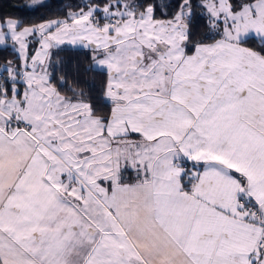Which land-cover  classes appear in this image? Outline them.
<instances>
[{"label":"snow or ice","instance_id":"snow-or-ice-1","mask_svg":"<svg viewBox=\"0 0 264 264\" xmlns=\"http://www.w3.org/2000/svg\"><path fill=\"white\" fill-rule=\"evenodd\" d=\"M0 52V264H264V0H82Z\"/></svg>","mask_w":264,"mask_h":264},{"label":"trees","instance_id":"trees-1","mask_svg":"<svg viewBox=\"0 0 264 264\" xmlns=\"http://www.w3.org/2000/svg\"><path fill=\"white\" fill-rule=\"evenodd\" d=\"M31 0H0V18H17L22 19L26 25L38 24L42 20L62 18L64 11L69 5H76L82 3V0H45L47 7L37 6L35 9L27 7H20L21 5L29 4ZM7 56L12 59L8 52H0V58ZM61 58L65 62V71L69 77V83L76 75L77 66H79V79L82 83L88 82L95 85L94 95L100 96L99 89L101 88L100 77L93 73H85L83 71L86 67V56L83 52H75L66 50L60 53ZM98 106L103 107L102 100L96 101Z\"/></svg>","mask_w":264,"mask_h":264}]
</instances>
